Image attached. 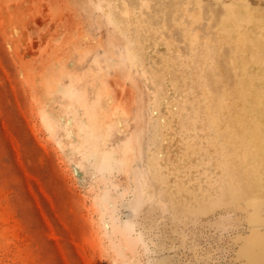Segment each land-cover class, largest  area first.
Instances as JSON below:
<instances>
[{"label": "rangeland", "instance_id": "obj_1", "mask_svg": "<svg viewBox=\"0 0 264 264\" xmlns=\"http://www.w3.org/2000/svg\"><path fill=\"white\" fill-rule=\"evenodd\" d=\"M255 238L264 0H0V264H251Z\"/></svg>", "mask_w": 264, "mask_h": 264}, {"label": "bare ground", "instance_id": "obj_2", "mask_svg": "<svg viewBox=\"0 0 264 264\" xmlns=\"http://www.w3.org/2000/svg\"><path fill=\"white\" fill-rule=\"evenodd\" d=\"M262 53H263L262 47L257 46L256 50L251 51L250 57H249L250 59L248 58V60H251L252 62L256 61L257 59L260 58V55H262ZM249 132L251 134V138H252V142L254 143V146L259 150L262 149V147L259 145L260 144L259 142L263 139V134H261L259 132L258 128L253 124H250ZM259 243H260V240L258 238H255V239L251 240V242L248 244L247 257L250 260L251 264H260L261 262H264L263 252H260V251H259V253L257 252L258 255L256 253H254V251L259 246ZM262 249H261V251H262ZM260 253H261V255H260ZM257 256H258V259H257ZM257 260H258V262H256ZM259 261H261V262H259Z\"/></svg>", "mask_w": 264, "mask_h": 264}]
</instances>
